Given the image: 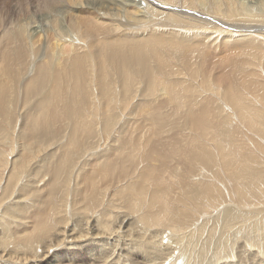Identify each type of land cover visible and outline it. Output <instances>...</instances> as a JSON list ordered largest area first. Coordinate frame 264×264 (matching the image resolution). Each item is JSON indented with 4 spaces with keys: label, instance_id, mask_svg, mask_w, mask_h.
Segmentation results:
<instances>
[{
    "label": "bare ground",
    "instance_id": "1",
    "mask_svg": "<svg viewBox=\"0 0 264 264\" xmlns=\"http://www.w3.org/2000/svg\"><path fill=\"white\" fill-rule=\"evenodd\" d=\"M258 54L264 0H0V194L15 189L9 200L18 205L0 213V264H64L56 254L64 248L82 250L84 264H264V146L256 140L264 142V101L250 96L264 91ZM159 79L165 87L154 94ZM140 80L150 89L135 87ZM103 134L108 150L88 159L97 163L81 183L91 197L80 199L101 206L97 196L108 198L112 182L140 208L108 220L93 211L86 228L76 223L86 231L78 236L71 225L57 230L55 213L30 209L39 204L30 194L55 177V163L35 160L61 142L63 170L72 164L67 149L98 152ZM122 135L130 154L103 165ZM54 230L63 240L54 242Z\"/></svg>",
    "mask_w": 264,
    "mask_h": 264
},
{
    "label": "rangeland",
    "instance_id": "2",
    "mask_svg": "<svg viewBox=\"0 0 264 264\" xmlns=\"http://www.w3.org/2000/svg\"><path fill=\"white\" fill-rule=\"evenodd\" d=\"M257 5H254L255 6V11H258V12H260V11H263L262 10V4H258V3H256ZM259 6V7H258ZM48 25V24H47ZM255 52H256V50H255ZM215 54V53H214ZM249 54H251V53H249ZM248 55V54H247ZM258 56L260 57V58H262L263 59V63L260 65V67H264V56L263 55H261V54H258ZM95 69V71H94V69ZM259 68L257 67V70H258ZM99 71V70H98ZM90 72L91 73H95V76L97 75L96 73H97V69L95 68V67H91L90 68ZM110 74H111V76H110V78H109V80H111V78H115V76L113 75V72H112V70L110 71ZM259 74H261L260 72H258V77H260V75ZM94 76V77H95ZM263 77V76H262ZM261 78V77H260ZM116 79V78H115ZM114 79V80H115ZM236 79H237V81H241V76L240 77H238V76H236ZM262 79V78H261ZM162 80V79H161ZM117 81V80H116ZM159 82H157L158 84L156 85V86H154V94H157V93H162L163 92V88L165 87V85L164 84H161V83H163V80L162 81H160V79L158 80ZM140 82L142 83V84H140ZM149 83V84H148ZM261 83L262 84H264V78L261 80ZM116 84L117 85H120L119 83H118V81L116 82ZM139 84V85H138ZM147 84V85H146ZM161 84V85H160ZM136 85L137 86H135V87H139L140 88V86H141V88L144 86V88H146V89H150V81L149 80H140V81H138V82H136ZM143 85V86H142ZM158 86V87H157ZM114 89H115V85H114ZM118 89H120V86L119 87H116V93H118L117 92V90ZM101 89L98 87V89L97 90H94L95 91V95L96 96H98L99 95V93H101L102 92V90L100 91ZM112 93H114V91L112 92ZM264 91H258V93H257V91L254 93V94H251L250 96L251 97H254V96H259V98H262V100L264 101ZM88 96H89V98H91L93 95H92V92H91V94L89 95L88 94ZM262 96V97H261ZM93 98V97H92ZM96 101V98L95 99H93V101ZM122 100H123V98H122ZM122 100H121V104L122 105H125V103H123L122 102ZM32 101V102H31ZM94 101V102H95ZM94 102H92L93 104L92 105H94ZM24 103V102H23ZM99 104V103H98ZM251 104H255V103H251ZM26 105V110L25 111H27V109H29L30 107H35V105H36V100L32 97V98H30L29 100H28V102L25 104ZM86 107V108H85ZM88 107V108H87ZM103 107L104 106H100V108H99V112L100 111H102V109H103ZM84 108L88 111V110H90V108H91V104H90V106L89 105H87V106H84ZM102 108V109H101ZM92 111V110H91ZM91 111L90 112H87L88 114H90L91 113ZM97 112H98V109H97ZM86 113V112H85ZM84 113V114H85ZM98 114V113H97ZM130 114H131V111H130ZM23 115V114H22ZM135 114H133V116H134ZM99 118H100V116H99ZM140 119H138L139 120V122H140V120H141V117H139ZM75 118H73L72 120L74 121V122H76V120L77 119H75ZM101 119V123H103V120H102V118H100ZM143 121V120H142ZM70 124H72V122L70 123ZM139 125H138V127H136V129L138 130V132H140V130L142 129V126H140V123H138ZM93 125H94V122H93ZM19 127V126H18ZM134 127H135V125H134ZM109 129H108V132H107V134H108V136L110 135V133H111V131H112V129H114V123H112L109 127H108ZM126 129H128V128H126ZM19 128H17V131H16V135H14V137L15 138H17V137H19ZM71 132V131H70ZM122 133L123 134H126V135H128V130H122ZM222 134H223V132H222ZM68 133H66V136H65V139L67 140L69 137H68ZM135 136H137L138 134H137V132L134 134ZM143 135L145 136V131H143ZM223 135H225V133L223 134ZM223 135H221L220 136V139H221V142H224V141H228V138L226 137V136H223ZM108 136H105L104 134H103V136H101V137H99L98 139H99V142L101 143V148L98 150V152H87V153H80V154H77V151H71L70 152V150L69 149H67L66 151H67V155L69 154L70 155V159L69 160H72V164H71V166L70 165H68L66 162H63V170H59V167H57V164H58V159H61L60 157L62 156V151L63 150H61L64 146H63V144L61 143V142H59L60 143V145L62 146V147H58V146H56V145H54L55 147H52V149L51 150H47L46 151V153H41V155H40V158H38L37 160H35V162H38V161H41V160H43V159H47L49 162H51V163H55V171L53 170L52 171V174L55 176L54 177V179L52 180H46V186L45 187H42V188H44L45 189V191L44 192H41V190L40 191H37V192H35V194L33 193V194H30L31 196L29 197V198H31V202L33 203H35V204H37V201H39L38 203L39 204H37V206H32V208H30V209H33V210H36V212L38 211H41V212H45L46 211V213H48V211L49 212H52V213H55V214H53L52 215V217L54 218V224L53 225H55V226H57L58 225V227H57V230H58V228L60 227L61 228V226L60 225H71V228L73 229L74 228V233H72V232H70V233H72L73 235L74 234H77V236L81 233V232H86L85 230H84V228H86V226H84L85 224H84V222L86 223V221L85 220H87V219H90V217H92V214L94 213V212H96L95 214H94V216L93 217H95V218H97L98 216H99V213H103L104 214V219L106 220H108V215L110 214V215H115L116 214V211H118V210H122V211H124V212H126V213H130L131 212V214H133V213H135L139 208H140V206H139V204H138V202L137 201H139L138 200V198H136V196H132L131 194L129 195L128 193H124V194H121L120 192H117V191H115V190H112L113 189V183L112 182H110L109 184L111 185V186H108V188H109V190L111 191L110 193V196L107 198V197H105V198H103V196H101L100 195V193L98 194V203H101V206H94V208L92 207V208H90V209H87V205H88V203H86V202H84V201H82L80 198H81V196L82 197H84V196H87V195H89L90 197H91V191L89 190V189H87V188H84V185H82V183H81V177L83 176V175H85V174H87L88 172H90L91 171V169L94 167V164H96L97 162H94V160H91V161H89L88 159L93 155V154H97V157H101L102 155H104V154H106V152H107V146H104V144L105 145H108V144H106V143H108V142H110L109 140H107V139H110V138H108ZM141 136V134L139 133V135H138V137H140ZM142 137V141H145V137ZM223 139H222V138ZM260 138H261V135H260ZM260 138H257L256 137V140L258 139V143H260L262 146H264V142H262L261 141V139ZM102 140V141H101ZM262 142V143H261ZM32 142H30L29 144H31ZM67 143V142H66ZM65 143V144H66ZM114 142H112V144H113ZM117 144V146L115 147V144H114V150H116L115 152H114V154L113 155H111L112 157H109V158H107V159H102L103 160V165L106 163V162H104V161H107V162H111L112 163V165H113V163H114V165H116L119 161H121V160H123V158H127V156L130 154V152L128 151L129 149H130V146H123V135L121 136V139H120V142H116ZM58 144V143H57ZM257 145V144H256ZM109 146V145H108ZM251 146V145H250ZM86 147V146H85ZM106 147V148H105ZM117 147H118V150H117ZM129 148V149H127V148ZM171 148V147H170ZM110 149V148H109ZM121 150H123V151H121ZM127 150V151H126ZM118 151H121V152H118ZM76 153V154H75ZM26 154H28V148L26 149ZM75 154V155H74ZM113 156H114V161L112 160H110V159H112L113 158ZM69 157V156H68ZM117 158V159H116ZM16 160V158L14 159V161ZM102 160H100V162L102 161ZM16 162V161H15ZM94 162V163H93ZM129 163V162H128ZM145 164H147V162H145ZM128 165H130V164H128ZM65 166V167H64ZM138 167V166H137ZM140 167H142V166H139V169H141ZM207 168H208V166H207ZM78 172H80V174L81 175H79V177H78ZM63 173V174H62ZM227 174V173H226ZM61 175V180H58L57 182H56V180H57V178L59 177ZM224 173L222 174V179L219 181V184L222 186H220L219 184V187H220V189H221V191L224 193L225 192V196H228L229 195V188L228 187H230V186H228L226 183H227V181H229V179H228V177H229V175L227 174V175H225V178H224ZM43 175L42 174H40V175H37V177H35V178H33L32 179V182H34V181H36L37 179H38V177H42ZM69 177V178H68ZM71 177V178H70ZM35 179V180H34ZM225 179L227 180L226 182H225ZM70 180V181H69ZM224 180V181H223ZM31 181V180H30ZM12 182H14V178L12 179ZM55 182L56 183H58L59 185H56L55 184ZM168 183H172V181L171 180H168L167 181ZM225 182V183H224ZM43 184V183H42ZM67 184H68V186H67ZM55 186V187H54ZM125 186V185H124ZM103 187V186H102ZM105 187V186H104ZM103 187V188H104ZM225 187V188H224ZM11 187H7V188H5L2 192L3 193H1L0 194V213L3 211V210H6V208H8V207H12V206H14L15 205V202H14V200H11V202H10V200H9V198L11 197V194L13 193L12 191H14L12 188L10 189ZM222 188H224V189H222ZM228 188V189H227ZM8 189V190H7ZM32 189V188H31ZM30 189V190H31ZM33 191H36V190H33ZM114 191V192H113ZM1 192V191H0ZM12 192V193H11ZM40 192V194H36V193H39ZM57 192V193H56ZM109 192V191H108ZM122 192V191H121ZM228 192V193H227ZM56 193V194H55ZM69 194V195H68ZM68 195V196H67ZM77 195H78V197H77ZM80 195V196H79ZM112 195V196H111ZM131 196V197H130ZM41 197V198H40ZM133 197V198H132ZM135 197V198H134ZM38 198V199H37ZM99 198H101V200L99 199ZM110 198L111 199H113V202H109L110 201ZM6 199V200H5ZM69 199V200H68ZM115 200V201H114ZM106 201V202H105ZM41 202V203H40ZM109 203V204H108ZM135 203H137L138 204V206H136L135 205ZM28 204V203H27ZM1 205H3V206H1ZM106 205V206H105ZM129 205V206H128ZM18 205H15V207H17ZM29 207L31 206V205H28ZM40 206H43L44 208H42L41 210H38L39 208H40ZM101 207V208H100ZM123 207V208H122ZM84 208H86L87 209V215H88V217H86L85 219L83 218V216H84ZM97 208H98V210H97ZM107 208V209H106ZM112 208V209H111ZM72 209H73V212H72ZM104 209H106L107 211H105ZM125 209V210H124ZM114 210V211H113ZM94 211V212H93ZM112 211V212H111ZM115 212V214H113ZM49 215H51V213L50 214H45V217H48V218H50V216ZM83 215V216H82ZM62 216H64V217H62ZM66 217V218H65ZM72 217V218H71ZM107 217V218H106ZM80 218V219H79ZM94 218V219H95ZM221 219V220H220ZM219 219V223H221L222 222V216H221V218ZM48 220V219H47ZM59 223H58V222ZM62 221H64V223L62 222ZM77 221V222H76ZM82 221H84V222H82ZM62 222V223H61ZM61 223V224H60ZM73 223V224H72ZM78 223H80L81 225H82V227H84L83 229H82V227L79 229V230H77V228H75V225H77ZM90 223V222H89ZM84 224V225H83ZM119 225V224H118ZM15 226V225H14ZM14 226H12V228H14ZM69 227V226H68ZM131 229H133L132 230V232L133 233H137V232H139V235L140 236H143V234H141L142 232L139 230V228L137 229V226L135 225H133L132 227H130ZM57 230H54V231H52V234H51V238H56V236H57V238L55 239V241L54 242H56V241H61V240H63V237H62V234H60V236L58 235V233H57ZM137 230H139V231H137ZM135 231V232H134ZM54 233V234H53ZM51 238H48L47 237V239H51ZM58 239V240H57ZM206 239H208V238H206ZM212 246V248L214 247V249H215V243L213 242V244L211 245ZM226 248V247H225ZM225 248L223 247V249H220L219 251H220V254H221V252H222V254H225V255H229V253L228 252H226L225 251ZM216 250V249H215ZM76 252H78L79 254H78V256H76ZM83 251L82 250H69V251H67V249L66 248H64V249H62V250H59L58 252H56V254L58 255L59 254V256L61 257V258H63V260H64V264H70L71 263V261L74 259V257H77V258H79L78 259V262L76 263V264H84V263H86L87 261H89L90 259H88L87 257H86V255H84L83 253H82ZM208 258V257H207ZM206 258V259H207ZM212 258H215V257H212ZM216 259H220V257L218 258V256L216 257ZM126 260H127V258H126ZM138 261H139V263L140 262H143L141 259H139L138 258ZM230 261V260H229ZM50 263L49 264H56L55 262H52L51 260L49 261ZM84 262V263H83ZM225 262V261H224ZM127 264H129V262L127 261Z\"/></svg>",
    "mask_w": 264,
    "mask_h": 264
}]
</instances>
